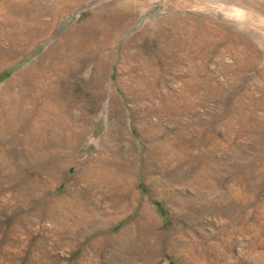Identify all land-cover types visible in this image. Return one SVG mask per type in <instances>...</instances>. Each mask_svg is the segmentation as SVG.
Segmentation results:
<instances>
[{"label":"rangeland","instance_id":"1","mask_svg":"<svg viewBox=\"0 0 264 264\" xmlns=\"http://www.w3.org/2000/svg\"><path fill=\"white\" fill-rule=\"evenodd\" d=\"M112 1L0 0V103L71 32L95 36V15L123 14ZM136 1L99 67L80 51L24 74L48 72L72 128L24 145L0 118V264H264V127L229 126L241 114L264 125V0ZM50 7L53 26L29 17ZM24 22L38 30L15 48Z\"/></svg>","mask_w":264,"mask_h":264},{"label":"bare ground","instance_id":"2","mask_svg":"<svg viewBox=\"0 0 264 264\" xmlns=\"http://www.w3.org/2000/svg\"><path fill=\"white\" fill-rule=\"evenodd\" d=\"M138 6L139 5L136 0H113L110 3L109 8L115 12L123 11V14L112 12L107 15H95L89 23L91 29L97 32L95 36L92 35V31H89L84 27L81 28L77 33L71 32L66 37V39L61 42V44H57L56 47H53L48 55L39 57L37 62L31 63L25 70L21 71L20 74L23 75V78H20V80L16 83L10 84L9 88L4 90L2 93L3 96L0 103V118L3 121V127L6 126L3 132H7L13 137H16L17 129L21 128L25 131V136L20 139V142L24 145H28L29 141L32 139L34 146H36L38 142L47 144L49 140L48 138L45 143L43 142V131L47 129L67 130L70 127L72 128L70 115L63 105L65 103L64 99L55 97L53 94H50V75L48 74V72L39 70V73L34 75L32 79L25 78V75H30L32 72L38 70L42 66L43 62H47L46 66H50L52 69H54V67L57 65H66L68 61L72 57L76 56L80 51L84 52L88 56L95 55L97 57L96 63L99 67L103 63V61H106L111 57V51L116 48V43L119 36L124 31H127L125 28L127 26L131 27L135 23L136 19L134 20V17L131 13L134 14ZM56 9V7L46 8V11L44 13L40 12V14L37 11H34L30 13L29 17L31 19L39 18L41 22L47 23L48 26H53V21L57 18L53 13ZM232 10L239 11L238 8H234ZM51 13L53 14V20L50 23L43 18V15H50ZM243 22V19L240 20V24H242ZM37 30L38 26L36 28H33V30L31 31L27 23L24 22L21 28L10 36L15 48H17L18 45L22 42L32 40ZM50 37L51 32H45V34L43 35V40H48ZM258 37L260 42L264 44V33H261ZM246 44H249V40L246 41ZM258 56L261 55L260 52L256 49L255 57L252 59H248L247 62H250L252 65L256 64L257 62H259L255 60V58ZM19 61L20 59H18V62ZM259 77H261L264 81V69L259 71ZM145 85L147 86V84ZM32 88L38 90H36L35 93L24 94V89ZM262 92L264 94V87H262ZM31 94H33V96H30ZM26 95L28 96L25 98L24 102H28L30 104V110H27L25 107H23V109L19 108L21 96ZM262 105L264 106V102L262 103ZM239 109L243 110L244 106H240ZM14 110L18 114H16ZM31 114H36L35 118L31 119ZM15 117H18L17 120L15 122H12L10 119H13ZM241 120H245L243 122V126H248V128L264 127L262 123L260 124L257 122H249L246 119L245 114H241L240 117H231L229 126L233 128L235 125L239 124ZM50 141L53 143H57V135L52 134L50 136ZM263 158L264 144L263 146L259 147L257 153L258 161L257 165L255 166V170L258 172L264 171V167L262 166V164L264 165ZM62 162V159H60L59 161L57 160L55 162V165H52L48 168V171H55V169L59 167ZM92 171L93 174H97L98 172L95 170ZM260 175H262V173ZM48 178H50V176H48ZM27 190L28 189L25 188L24 192ZM68 215L70 214H67V216ZM64 216H66V214H64ZM152 216L153 214L150 212V210L146 209L145 216L142 217L141 221L149 223V225H151L150 218ZM140 229L142 230V232L146 233L147 230H150V226L142 227ZM149 233L150 232L148 231L147 234ZM132 239L134 240V237Z\"/></svg>","mask_w":264,"mask_h":264}]
</instances>
